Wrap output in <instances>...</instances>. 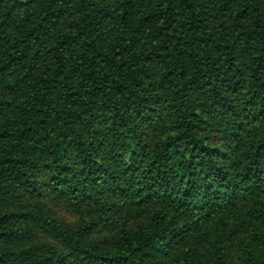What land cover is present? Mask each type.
Returning <instances> with one entry per match:
<instances>
[{
	"label": "trees",
	"instance_id": "trees-1",
	"mask_svg": "<svg viewBox=\"0 0 264 264\" xmlns=\"http://www.w3.org/2000/svg\"><path fill=\"white\" fill-rule=\"evenodd\" d=\"M0 264H264V0H0Z\"/></svg>",
	"mask_w": 264,
	"mask_h": 264
}]
</instances>
